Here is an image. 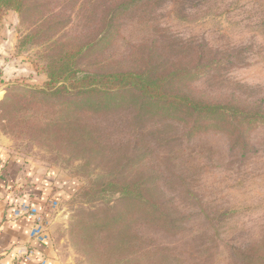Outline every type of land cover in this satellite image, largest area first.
Masks as SVG:
<instances>
[{"label": "rangeland", "instance_id": "374dc122", "mask_svg": "<svg viewBox=\"0 0 264 264\" xmlns=\"http://www.w3.org/2000/svg\"><path fill=\"white\" fill-rule=\"evenodd\" d=\"M27 1L43 7L0 11V149L59 193L40 209L53 264H240L236 250L264 236V126L243 141L225 125L187 141L182 122L90 113L69 93L45 98L37 91L47 65L95 38L124 0ZM129 7L115 15L119 31L106 47L77 56L79 70L130 71L153 49L165 72L193 66L194 49L211 51L231 62L189 80L190 93L264 107V0ZM156 173L153 200L112 192L110 184ZM152 202L176 220L173 230L148 212Z\"/></svg>", "mask_w": 264, "mask_h": 264}, {"label": "trees", "instance_id": "16d2710c", "mask_svg": "<svg viewBox=\"0 0 264 264\" xmlns=\"http://www.w3.org/2000/svg\"><path fill=\"white\" fill-rule=\"evenodd\" d=\"M127 1L124 0L121 4L112 6V17L105 18V23L96 37L83 44L79 51L74 52V55L70 52L65 53L58 61H52L47 65L48 82L45 89L37 91L38 94L44 95L45 98H51L69 93V95H73L72 100L81 103L80 107H83L85 111L89 110L90 113L119 111V113H127L133 119L154 116L163 123L182 122L183 133L188 138L187 141L210 128L215 131L221 130V125L231 128L232 133L241 134V141H243L247 138L250 130L264 126V107L260 103L248 106L236 101H229L231 99L227 100L228 103L210 102L204 97L190 93L189 80H198L206 76L208 71L217 70L225 64H229L231 62L228 58L229 55L194 49L193 66L180 68L178 65H172L174 66L172 69L164 72L163 63L153 58L154 50L150 49L143 59H140L139 68L135 67L137 69L115 72L79 70L76 67L77 56L84 51H90V49L106 47V43L113 34L119 31V27L113 24L115 15L121 8L131 7L138 0ZM42 7V2L30 4L27 0H0V11L12 10L20 16L26 9L39 11ZM42 16L41 20L44 18V15ZM69 21L68 19L64 25ZM59 25L54 24L52 27L55 28ZM143 157L144 152L138 153L132 162L142 161ZM157 178V173L145 174L139 181L131 185L114 186L110 184V186L112 192L121 197H144L147 201L150 196L153 200V196L160 193L159 187H154ZM156 202L159 203L158 199ZM152 203L153 205L148 207L150 210L148 212L152 215L155 212L164 226L173 230L176 220L169 214H161V206ZM263 245L264 236L256 242L254 249L244 246L236 250L240 264H255L257 262L264 264V253L261 251Z\"/></svg>", "mask_w": 264, "mask_h": 264}, {"label": "crops", "instance_id": "0c3cea01", "mask_svg": "<svg viewBox=\"0 0 264 264\" xmlns=\"http://www.w3.org/2000/svg\"><path fill=\"white\" fill-rule=\"evenodd\" d=\"M52 188L49 177L36 178L19 159L0 149V264H53L48 234L43 241L31 240L33 219L14 216L22 204L40 211L52 195L59 194ZM42 218L47 224L46 217ZM28 248L34 253L31 260L21 255Z\"/></svg>", "mask_w": 264, "mask_h": 264}, {"label": "built area", "instance_id": "2783aa9c", "mask_svg": "<svg viewBox=\"0 0 264 264\" xmlns=\"http://www.w3.org/2000/svg\"><path fill=\"white\" fill-rule=\"evenodd\" d=\"M45 214L39 211L34 206L20 205L14 212L15 217L28 216L33 219V226L29 233V238L35 241H43L47 239L46 222L43 220ZM25 259L31 260L33 258V250L28 248L21 254Z\"/></svg>", "mask_w": 264, "mask_h": 264}]
</instances>
